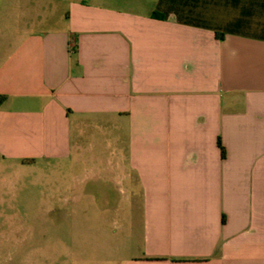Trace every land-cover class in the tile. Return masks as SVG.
Here are the masks:
<instances>
[{"label":"crops","instance_id":"obj_1","mask_svg":"<svg viewBox=\"0 0 264 264\" xmlns=\"http://www.w3.org/2000/svg\"><path fill=\"white\" fill-rule=\"evenodd\" d=\"M35 7L0 61L1 159L81 166L83 196L137 179L156 248L127 264H264V0Z\"/></svg>","mask_w":264,"mask_h":264},{"label":"rangeland","instance_id":"obj_2","mask_svg":"<svg viewBox=\"0 0 264 264\" xmlns=\"http://www.w3.org/2000/svg\"><path fill=\"white\" fill-rule=\"evenodd\" d=\"M68 3L0 0V61L15 29L32 20L35 5L48 15L42 28H54ZM75 173L82 167L57 159L25 165L0 157V264H127L155 250L145 239L137 179L132 190L124 180H89L83 196Z\"/></svg>","mask_w":264,"mask_h":264},{"label":"trees","instance_id":"obj_3","mask_svg":"<svg viewBox=\"0 0 264 264\" xmlns=\"http://www.w3.org/2000/svg\"><path fill=\"white\" fill-rule=\"evenodd\" d=\"M155 15V14H154ZM155 16H160V15H155ZM6 99V95H0V104ZM218 145L221 149V154L224 157L225 156V148L223 147L221 141H218Z\"/></svg>","mask_w":264,"mask_h":264}]
</instances>
